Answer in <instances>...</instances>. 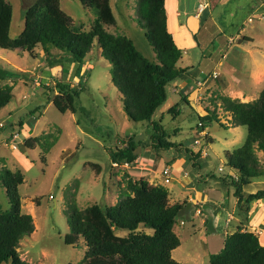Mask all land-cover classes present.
<instances>
[{
    "label": "rangeland",
    "instance_id": "obj_1",
    "mask_svg": "<svg viewBox=\"0 0 264 264\" xmlns=\"http://www.w3.org/2000/svg\"><path fill=\"white\" fill-rule=\"evenodd\" d=\"M7 1L14 10L10 37L15 39L24 30V10L36 0ZM137 1L110 0L116 22L105 24V28L114 34L129 37L140 52L155 60L153 47L138 21ZM206 1L210 8L208 5L204 7L202 19L209 12L211 14L203 25L200 20L197 29L199 34L196 38L201 46L191 49L193 77L190 79L192 82L201 81L214 70L219 72L215 81L220 88H216L212 95L198 98V103L201 106L209 103L204 106L209 109L212 104L216 105L215 111L221 122H208L206 130L210 135L201 134L198 122L199 115L205 114L203 110L201 113L195 112L186 106L187 111L191 112L189 115L187 111L180 115L169 112V109L177 108V104L184 108L186 105L175 92V84L169 83L168 99L153 119L160 123L169 140L183 146L180 147L181 151L175 148L160 151L159 157L154 150L145 146L150 142L151 124L147 121L135 122L124 112L122 94L111 80V63L101 55L97 43L86 56L78 76V64L65 63L66 54L59 49L45 54L38 46L31 54L22 48L14 51L0 48V87L12 85L14 92L13 100L0 110V170L8 167L23 173L24 182L19 186L21 208L23 213L33 216L35 223L34 232L20 242L18 250L22 259L31 264L81 263L87 250L83 238L78 245L65 243V236L71 233L66 213L69 203L75 200L81 209L93 204L102 207L114 205L127 189L129 178H144L149 183H159L158 179L163 181L164 178V167L173 166L172 163H179L184 176L186 171L194 168L195 163L194 155L186 152V147L200 152L201 157L197 158V162L201 160L202 163V159H207L206 163L205 160L203 162L205 164L202 163L204 175H231L229 171V174H222L226 163L224 151L239 147L246 138L247 129L244 126H238L235 131L227 128L230 120L221 104L218 107V103H221L218 96L227 95L239 100L243 97L253 101L264 88V18L259 16L264 15V0ZM60 4L63 11L72 17L76 28L81 31L92 28L96 18L93 8H86L79 0H60ZM180 4L183 9L193 11L197 8L198 0H180ZM242 30L244 35L253 38L252 43L248 37H242ZM239 33L240 38L235 37ZM219 61L221 64H218ZM56 81L70 83L76 89L84 87L76 100V113L70 110L61 113L56 108L52 100L58 90L49 89L55 86ZM180 85L184 86L185 83L179 82ZM194 92L195 89L188 95L191 97ZM191 100V106L195 108L193 97ZM44 101H48L45 106L42 105ZM30 122L33 123L32 128ZM195 128L198 131L195 132ZM131 137L142 143L138 150L141 160L113 163L110 153L117 147H123V143ZM31 138H37L32 148L25 145ZM256 155L264 168V152L256 150ZM134 163H140L142 168L138 169H143V172H134ZM171 175L170 182L164 183L170 191L169 203L179 201L184 207L174 226L181 244L173 251V258L184 264H209L207 250L211 254L220 251L217 249L220 241L212 235L224 233L225 229L231 232L232 225L234 230L241 225L248 228L244 224L245 215L240 212L242 223L226 222L228 225H225L222 222L216 225L214 206L204 207L200 211L198 203L191 205L187 195L183 196L185 192L180 182L173 179L175 174ZM197 177V171L193 170L191 176L185 178L188 181L197 180ZM263 188L264 175L246 185L244 193L247 195ZM0 205L4 210L11 207L6 189L1 184ZM191 211L199 215L194 222L186 216ZM251 218L257 223L264 219V201L256 202ZM260 224V228L264 229V223ZM138 231L153 233L152 228L143 226ZM116 234L126 236L128 231L118 229ZM261 241L264 243V235Z\"/></svg>",
    "mask_w": 264,
    "mask_h": 264
},
{
    "label": "trees",
    "instance_id": "obj_2",
    "mask_svg": "<svg viewBox=\"0 0 264 264\" xmlns=\"http://www.w3.org/2000/svg\"><path fill=\"white\" fill-rule=\"evenodd\" d=\"M79 1L96 12L90 30L76 28L72 17L61 8L60 0H36L24 10V30L13 39L10 37L13 6L7 0H0V48L11 51L22 48L31 54L38 46L45 54L59 49L66 54L65 63L78 64V76L86 56L97 43L101 55L111 63V80L122 94L124 112L135 122L151 124L150 142L145 146L154 150L158 157L160 151L174 148L181 151L183 144L169 140L160 123L153 119L168 99L167 85L186 78L192 69L178 66L182 50L168 29L166 0H138L136 5L139 24L145 29V37L156 54L155 60L140 52L129 37L105 28V24L116 22L110 0ZM55 88L58 94L52 101L56 108L61 113L68 110L76 113V100L84 87L76 89L70 83L56 81L49 89L53 91ZM193 90L190 87L187 92L179 93L188 105L192 102L188 94ZM13 98L12 85L0 87V110ZM218 99L224 111L231 115V125L246 127L247 134L239 147L225 153L227 165L237 175L210 173L205 178H218L232 187L239 210L247 214L252 201L264 200V188L247 195L243 189L253 179L264 175V168L256 155V150L264 152V88L256 100L249 102L227 95H220ZM175 110L171 108L169 112ZM203 121L221 122L215 110L199 116L201 129L207 125ZM29 126L32 128L33 123L30 122ZM36 139H28L25 145L32 148ZM123 144L110 153L112 162H135L142 143L131 137ZM185 151L194 155L193 167L196 170L201 168L205 159L202 163L200 159L197 162L200 152L188 147ZM23 182L24 175L20 170L12 171L8 167L0 170V184L5 187L11 205L8 210L0 205V264H31L21 258L18 250L21 240L35 230L33 216L22 212L19 186ZM183 209V203H169V190L164 185L151 184L144 178H129L127 189L114 205L93 204L81 209L75 200L69 203L66 213L71 233L65 236V243L78 245L83 238L87 250L79 264H184L172 256L173 250L181 244L174 226ZM140 226L152 228L153 233L139 232ZM118 229L127 230L128 234L119 236L116 234ZM209 264H264V244L256 229L238 226L226 236L223 248L210 254Z\"/></svg>",
    "mask_w": 264,
    "mask_h": 264
},
{
    "label": "crops",
    "instance_id": "obj_3",
    "mask_svg": "<svg viewBox=\"0 0 264 264\" xmlns=\"http://www.w3.org/2000/svg\"><path fill=\"white\" fill-rule=\"evenodd\" d=\"M203 1L204 0H198V5H197V8L194 9L195 10L194 14H193L194 10L192 11V9H189V10H187L186 8L183 9L182 4H180V0H166L165 1L167 19H168L167 20L168 29L171 32L175 43L182 50V57L178 62L179 67H182V68L192 67V69H193V64H192L193 62L191 59V49L193 50L197 46L198 47L201 46L200 43L197 41V38H195L199 34L197 32V29H199V27H200V24H201L200 20L202 22L206 21L205 20L206 17H208V15L211 14L209 12L207 15H205L204 19H202V14L205 12V9H206V8L203 10L200 9V4ZM208 6L210 8V5H208ZM196 9H198V10H196ZM133 11H134V9H133ZM13 15H14V10H13ZM259 16L264 18V15H259ZM203 24H204V22L202 23V25ZM243 32H244V30H242V34L239 33L235 37H237V36L239 37L241 34L242 37L246 36L245 39L248 37L247 39H250L249 41L252 43L253 38L251 36L244 35ZM230 43H231V41H230ZM183 61H185V64L180 65L181 62H183ZM218 64H221V62L219 61ZM191 70L187 74L186 78H181L182 80H180V81L176 80L173 83L175 84L174 90H175V92H178V94L180 92H183V93L187 92L190 87L192 89L194 88L195 92H194V94H192V96L190 98L193 97V103H195L196 106L194 108L193 106L186 104L180 98L181 102L185 103L186 105L184 108V107H182V105H181V107H179V104H177V108L174 112V113H176V115L177 114L180 115L182 112L187 111L186 106H189L195 112L201 113L203 110L205 113L204 115H206L210 111H214L215 108H217L216 105H213L211 102H210V104H212L211 109L204 107V106H208L209 103H208V105H204V106H201L198 103V101H199L198 98H202L205 95H212L216 88H220V87H218V85H216L215 78H212L211 74H208L203 80L192 82L190 78L193 77L192 76L193 71H191ZM214 71H216V70H214ZM182 81H183V83H185V85L179 86V82H182ZM240 101L249 102L247 99H245L243 97L241 98ZM219 104H221V103H218V105ZM190 113L191 112L187 111V115H189ZM162 115H164V112L162 113ZM199 116H201V115H199ZM227 117L229 118V120H231L230 114H227ZM203 122H204V124H208L207 121L206 122L203 121ZM229 124L230 125L227 126L228 129H232L234 131H235V129L237 130L238 126L236 127V126H232L231 123H229ZM194 131L195 132L198 131V128H195ZM200 133L201 134L202 133L203 134H209V133H207L206 128L202 129ZM228 151L229 150L224 151V152L226 153ZM141 158H142V156L139 155L137 160L139 161V160H141ZM148 159H151V158H148ZM206 160H205V163H206ZM205 163H203V164H205ZM144 164H149V163H144ZM178 164L172 163L173 166H170L172 174L176 175V176L174 175L173 179L176 180L177 182H180L179 185L182 189H184L183 192H185V194L183 196L187 195L189 203L191 205L196 206L198 203L200 205V211L204 207L214 206V208L216 209V212H217L216 215L214 216V222L216 225L219 223H222V222L223 223L225 222V225H228L229 222H232V223H236L237 221L241 222V223L243 222V221H241L242 219L240 220V215H242V214L240 213L241 211L239 210L238 200L233 195L234 189L232 187H230L227 184H224L218 178H213V177L205 178L206 175L210 174V173H206L204 175L202 173V171H203L202 165H201V168H199L198 170H196V168H193L192 170L186 171L184 173V176H183L181 173L182 171H180V167L178 166ZM140 166H141L140 163H134V165H133V167H134L133 170H135L134 172H143V169H138V168H142ZM193 170L197 171V176H198L197 180L190 179V180L186 181L185 177L187 175L191 176V172ZM228 171L230 172L231 175L232 174L237 175L236 171L232 170L227 165V163H224V168H223L222 174H227ZM229 172H228V174H229ZM215 175L222 176L221 173L215 174ZM156 176H158V174ZM171 178H172V175H171ZM158 180H159V183L155 182V181H153L151 183L162 184L165 186L164 183H166V182L164 181V178H163V181L160 179H158ZM169 193H170V191H169ZM260 201H264V200L252 201L250 203L249 213H247V214H245L243 212L242 213L245 215V222H244L245 226H247L248 228L254 227L256 229L257 233H259L258 235H259V238L261 240V237L264 235V229L260 228L262 226L260 223H264V219H262V221L260 223L259 222L257 223V222H254V220L251 218V212H252L253 206L256 204V202H260ZM176 202H179V201H176ZM176 202H173V203H176ZM186 216H188L190 218L191 222H194L195 217H198L199 215L197 212L191 211V213H187ZM232 227L233 228H232L231 232L234 231V226L232 225ZM231 232H229L228 229H225L224 233L217 232L216 234L212 235L213 237H216V239L218 241H220V245L218 244V246H217L218 251L221 250V248H223L225 238ZM262 244H264V243H262ZM208 249H209V247H208ZM207 252L209 255L211 254V252L209 250H207ZM172 256H173V254H172ZM208 263H210V258H209Z\"/></svg>",
    "mask_w": 264,
    "mask_h": 264
},
{
    "label": "built area",
    "instance_id": "obj_4",
    "mask_svg": "<svg viewBox=\"0 0 264 264\" xmlns=\"http://www.w3.org/2000/svg\"><path fill=\"white\" fill-rule=\"evenodd\" d=\"M206 5H208V3H207V1L206 0H204L201 4H200V9L201 10H203L204 9V7L206 6ZM234 38V37H233ZM233 38H231V41H233ZM218 75H219V72H217V71H214L212 74H211V77L212 78H217L218 77ZM200 84V83H199ZM202 123H199V125H201ZM171 167L170 166H166V167H164V169H163V177H164V181L166 182V183H168V182H170V180H171Z\"/></svg>",
    "mask_w": 264,
    "mask_h": 264
}]
</instances>
